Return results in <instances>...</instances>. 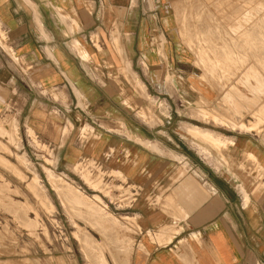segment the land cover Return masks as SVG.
<instances>
[{
	"label": "crops",
	"instance_id": "1",
	"mask_svg": "<svg viewBox=\"0 0 264 264\" xmlns=\"http://www.w3.org/2000/svg\"><path fill=\"white\" fill-rule=\"evenodd\" d=\"M173 2L0 0L16 57L0 47V114L19 107L65 168L90 163L130 191L133 264H264V140L214 131L228 143L208 160L186 131L196 125L133 121L113 83L124 87L111 34L129 67L162 65L152 36L168 33L158 24ZM85 124L93 135L82 141Z\"/></svg>",
	"mask_w": 264,
	"mask_h": 264
},
{
	"label": "rangeland",
	"instance_id": "2",
	"mask_svg": "<svg viewBox=\"0 0 264 264\" xmlns=\"http://www.w3.org/2000/svg\"><path fill=\"white\" fill-rule=\"evenodd\" d=\"M170 7L168 16L158 24L168 33L152 36L158 45L154 53L162 65L129 67L116 34H111L122 64L117 66V74L124 87L118 78L113 83L122 87L119 91L128 115L147 124L181 121L224 134L250 132L264 140V48L263 53L255 48L260 45L256 40L248 43L257 51L250 44L246 47L242 34L238 37L237 30L232 32L239 22L244 28L242 21L247 17L256 21V28L264 23V0H174ZM260 24L256 31H261ZM248 28L244 31L252 26ZM5 38L1 31L0 47L16 62ZM258 55L261 58L254 65ZM92 77L100 79L98 73ZM21 118L19 107L9 106L0 114V264H93L95 259L97 263L101 260L99 264H133L135 252L142 247L137 249V217L124 210L130 205V191L104 181L102 170L90 163L65 168L54 148L30 131ZM83 129L85 141L93 134L86 124ZM197 141L206 148L193 146L211 161L215 160L207 149H221L228 143L215 146Z\"/></svg>",
	"mask_w": 264,
	"mask_h": 264
},
{
	"label": "bare ground",
	"instance_id": "3",
	"mask_svg": "<svg viewBox=\"0 0 264 264\" xmlns=\"http://www.w3.org/2000/svg\"><path fill=\"white\" fill-rule=\"evenodd\" d=\"M236 6V5H235ZM263 6V5H262ZM261 6V8H263ZM237 7V6H236ZM235 7V8H236ZM248 7V6H247ZM260 8V7H259ZM243 10V9H242ZM237 11V10H236ZM251 11V10H250ZM255 11V10H254ZM238 12V11H237ZM250 15V14H249ZM264 15V14H263ZM263 15H262V17H263ZM245 16V15H244ZM236 17V16H235ZM261 17V16H260ZM231 20V19H230ZM230 20H229V22H230ZM233 20H235V18L233 19ZM243 20V19H242ZM250 20V18L249 17H247L246 19H245V22L244 21H242L243 23H246V26L243 28V26L244 25H241V23L239 22V23H235L236 25H235V27L233 28V26H232V28H233V30H232V32H234V30H237V32L236 33H238V37H239V34H240V36H241V34H242V37H243V39H244V43L245 44H243V41H242V44L243 45H245L246 46V43H247V45H249V47L251 46V43H248V41L249 42H253L254 40H256V41H254V42H256V43H258L259 41V43H260V45H258V46H255V48H261V52H262V49L264 48V41L262 40L263 38H261V37H264V35H259V32H261L260 34H262V32L264 33V27H262V24H264V23H262L261 21V28H260V30L261 31H256L257 29L259 30V28L258 27H260L259 26V24H258V26H257V28L255 27L256 26V21H249ZM248 22V24L249 25H251L252 26V29L250 28V30L248 31H244V29L246 30L248 27H251V26H248L247 25V22ZM258 22H259V18H258V20H257ZM226 22H228L227 21V19H226ZM232 23V22H231ZM227 24H229V23H227ZM233 24V23H232ZM232 24H229V25H232ZM228 25V26H229ZM248 26V27H247ZM230 27V26H229ZM247 27V28H246ZM255 27V28H254ZM215 28V27H214ZM228 28V27H227ZM231 29V28H230ZM229 29V30H230ZM249 29V28H248ZM209 32V31H208ZM235 33V32H234ZM235 33V34H236ZM232 36H234L233 34L231 35V37ZM261 36V37H260ZM226 37V36H225ZM242 37H241V39H242ZM227 38V37H226ZM233 38V37H232ZM231 38V39H232ZM235 39L237 38V36L236 37H234ZM224 39V38H223ZM230 39V40H231ZM232 40V42L234 41V43L236 42V40ZM240 39V40H241ZM242 39V40H243ZM248 39V40H247ZM222 41V40H221ZM231 42V43H232ZM237 44H239V40H237ZM234 43H232V44H234ZM258 43V44H259ZM223 44V43H222ZM236 44V43H235ZM252 44H254V43H252ZM225 45V44H224ZM227 45V44H226ZM240 46H241V44H239ZM239 45H237L238 47H239ZM242 45V46H243ZM256 45V44H255ZM233 46H236V45H233ZM236 46V47H237ZM237 47V48H238ZM247 47V46H246ZM245 47V48H246ZM240 48V47H239ZM241 48H243V47H241ZM250 48H253V49H255L254 47H253V45L250 47ZM244 49V48H243ZM252 49V50H253ZM239 50H241V49H239ZM245 50V49H244ZM243 50V51H244ZM248 50V49H247ZM247 50H245V51H247ZM251 50V49H250ZM260 50V49H259ZM219 51V50H218ZM255 51H257L256 49H255ZM254 51V52H255ZM263 51H264V49H263ZM219 52H223V51H219ZM239 52V51H238ZM252 52V51H251ZM250 52V53H251ZM243 53V52H242ZM256 54H257V52H255ZM263 53V52H262ZM222 54V53H221ZM226 54H228V53H225V55ZM233 54V53H232ZM249 54V53H248ZM260 54V53H259ZM219 55V54H218ZM253 55H255V54H253ZM263 55H264V53H263ZM222 56V55H221ZM227 56H230V55H227ZM245 56H246V54H245ZM256 56V55H255ZM258 56H260V55H258ZM256 57L255 58V63H254V65L255 64H257V62L260 60L259 58H261V56L260 57ZM231 57H232V55H231ZM248 57H249V55H248ZM264 57V56H263ZM249 58H252V55L250 54V57ZM253 58H254V56H253ZM252 58V59H253ZM259 59L258 61L256 60V59ZM250 60V59H249ZM262 60V59H261ZM251 61V60H250ZM257 61V62H256ZM264 61V60H263ZM245 64V63H244ZM248 64V63H247ZM247 66V65H246ZM249 66V65H248ZM250 66H251V64H250ZM251 67H253V66H251ZM255 67V66H254ZM252 69V68H251ZM254 70H256V69H254ZM253 70V71H254ZM250 75H252V73L250 74ZM202 100V99H201ZM205 102V101H204ZM202 103V102H201ZM204 104V103H203ZM205 105V104H204ZM205 111V113H206V110H204ZM222 118V117H221ZM224 118V117H223ZM227 118V117H226ZM225 118V119H226ZM217 120H218V118H217ZM222 120H224V119H222ZM226 120H228V118L226 119ZM226 120H224V122L226 121ZM218 122V121H217ZM223 122V121H222ZM241 122V121H240ZM227 123H229L230 125H235V123H233V122H227ZM226 123V124H227ZM243 123V122H242ZM229 124H227V125H229ZM229 125V126H230ZM236 126H238V125H236ZM2 129V128H1ZM1 129H0V131H1ZM3 130V129H2ZM186 131L190 134V135H192V136H194V137H196V138H198V139H200L201 141H204L205 143H209V144H213V145H215V146H217L218 145V143L219 142H225V141H227L225 138L223 139L220 135H218V134H216L215 132H213V131H210V130H208V129H205V128H201V127H197V126H186ZM2 132H4L5 133V130L4 131H2ZM7 132V131H6ZM10 132V131H9ZM3 133V134H4ZM8 134V133H7ZM10 135V134H9ZM8 135V136H9ZM11 136V137H10ZM9 137L10 138H12V136H15V135H10ZM17 139V138H16ZM14 141V140H13ZM10 142H11V139H10ZM199 142V141H198ZM196 144V142L194 141V143L192 144V145H195ZM196 145H198V144H196ZM1 146V145H0ZM19 146V145H18ZM3 147V146H2ZM215 148V147H214ZM1 149V148H0ZM5 150V149H4ZM207 153H210V151L207 149ZM211 154V153H210ZM202 155L206 158V159H208L207 158V156L206 155H204V152L202 153ZM1 160V159H0ZM209 160V159H208ZM211 160V159H210ZM24 161V160H23ZM1 162V161H0ZM3 162V161H2ZM2 162H1V164H2ZM7 163V162H6ZM9 164H10V162H9ZM21 164V163H20ZM6 168V167H5ZM49 172V171H48ZM48 175V174H47ZM51 176H53V173H51ZM50 176V177H51ZM56 181V180H55ZM62 183V182H61ZM60 183V184H61ZM64 184V183H63ZM67 184V183H66ZM56 185H57V183H56ZM68 185H69V183H68ZM67 185V186H68ZM57 187V186H56ZM62 187H64V186H62ZM69 187V186H68ZM67 195H68V193H67ZM66 196V195H65ZM73 196V195H72ZM66 197H68V196H66ZM70 197V196H69ZM68 197V198H69ZM68 198H66L67 200H68ZM84 199H81L80 201H83ZM86 200H87V198H86ZM71 201V198L69 199V201H67V202H70ZM87 202V201H86ZM83 203V202H82ZM104 215V214H103ZM104 217H106V215L104 216ZM93 245V244H92ZM95 247V246H94ZM97 247V246H96ZM94 249V248H93ZM92 249V250H93ZM99 249V248H98ZM97 250V249H96ZM102 250V249H101ZM94 251V250H93ZM93 251H92V253H93ZM97 251H99V250H97ZM96 251V253L97 254H99L101 251H99V253ZM102 253V252H101ZM100 253V254H101ZM95 254V253H94ZM90 255H92V254H90ZM90 255L88 256V255H86V256H88V258H90V260L89 261H92L93 259V257H94V255H92L93 257H90ZM96 256V255H95ZM101 256V255H100ZM95 258H100V257H95ZM94 258V259H95ZM92 259V260H91ZM92 262H94L93 264H99L100 262H101V260L99 261V263H97L96 262V259H95V261L93 260ZM92 262H90V263H92ZM123 264H125V262H122ZM104 264V263H103Z\"/></svg>",
	"mask_w": 264,
	"mask_h": 264
},
{
	"label": "built area",
	"instance_id": "4",
	"mask_svg": "<svg viewBox=\"0 0 264 264\" xmlns=\"http://www.w3.org/2000/svg\"><path fill=\"white\" fill-rule=\"evenodd\" d=\"M0 29L3 30L5 33L7 32L1 25H0ZM92 74H94V73H92ZM95 80L97 81V79H95Z\"/></svg>",
	"mask_w": 264,
	"mask_h": 264
}]
</instances>
